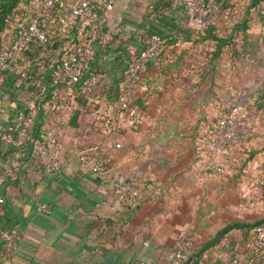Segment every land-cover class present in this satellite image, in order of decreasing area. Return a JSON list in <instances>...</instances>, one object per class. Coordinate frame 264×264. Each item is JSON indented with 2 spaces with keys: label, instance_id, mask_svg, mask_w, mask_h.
I'll return each instance as SVG.
<instances>
[{
  "label": "crops",
  "instance_id": "1",
  "mask_svg": "<svg viewBox=\"0 0 264 264\" xmlns=\"http://www.w3.org/2000/svg\"><path fill=\"white\" fill-rule=\"evenodd\" d=\"M210 1L228 19L207 15L208 29L199 32L181 0H116L109 22L122 31L108 33L106 50L99 48L91 64L105 75L95 114L108 113L105 102L115 96L144 38L154 33L169 39L164 62L147 65L139 91L145 114L141 128L148 125L153 138L141 144V132L124 126L114 137L106 130L90 139L83 136L108 143L109 149L111 143L120 144L110 151V182L81 167L67 148L87 130L80 115L77 128L66 129L67 152L55 175H44L28 156L20 168H11L6 155L15 151L0 144V231L21 234L18 251L7 264H169L174 242L185 232L193 235L188 254L196 264H223L217 251L224 239L236 256L251 244L253 228L264 220V184L255 191L256 200L247 202L253 177L264 175V0ZM230 98L240 99L253 115L244 133L250 156L243 159L233 151L212 156L230 169L226 177L206 180L194 166V139L224 112ZM14 105V96L3 87L0 130ZM234 167H242L239 177ZM126 177L155 180L162 192L143 203L127 200L114 186ZM38 203L48 205L50 214L37 212ZM222 229L224 239L215 242ZM243 264H264V255Z\"/></svg>",
  "mask_w": 264,
  "mask_h": 264
},
{
  "label": "built area",
  "instance_id": "2",
  "mask_svg": "<svg viewBox=\"0 0 264 264\" xmlns=\"http://www.w3.org/2000/svg\"><path fill=\"white\" fill-rule=\"evenodd\" d=\"M115 4L116 0H24L4 19L0 34V90L7 88L15 98V105L0 130V144L6 151H15L14 156L9 152L6 155L11 168L22 166L19 157L23 153L16 151L23 144L25 131L38 126L30 160L44 175L59 173L67 152L64 151V134L71 126L72 116L77 113V117L80 115L85 119L87 130L82 136L76 135L67 148L81 167L87 168L99 181L110 182V151L119 149L120 144L111 143L109 149L108 143L86 141L83 136L90 139L95 133L106 130L108 137H114L122 126L132 131L142 126L145 114L139 103V91L144 72L150 62H164L163 51L169 39L154 33L144 38L142 50L123 72L115 96L105 102L108 113L95 114L100 102L98 91L105 75L91 64L99 48L106 50L103 41L108 33L119 35L122 31L120 25L109 22ZM181 5L185 16L199 32L208 29L207 15L228 19L220 5L210 0H181ZM42 97L48 99L40 103ZM88 113L89 116L84 118ZM252 120L253 115L246 105L240 99L230 98L225 102L224 112L210 126L200 129L194 139V166L203 179L228 175L227 163L216 161L212 156L229 155L240 146L246 147L244 133ZM14 122L22 129L18 136L16 129L11 128ZM252 182L247 195L249 203L256 200L255 185L264 183L262 172L256 174ZM114 186L123 198L132 202L158 196L162 190L157 181L137 177H126ZM0 203H3L2 197ZM36 210L42 214L51 212L43 203H38ZM252 233L253 240L241 256L232 255L230 241L224 239L217 258L223 260V264H243L262 257L264 222L256 225ZM20 239L19 232L0 231V264H7L14 258ZM192 239L190 232L180 234L174 242L169 264L183 263ZM119 264L156 263L137 260Z\"/></svg>",
  "mask_w": 264,
  "mask_h": 264
},
{
  "label": "trees",
  "instance_id": "3",
  "mask_svg": "<svg viewBox=\"0 0 264 264\" xmlns=\"http://www.w3.org/2000/svg\"><path fill=\"white\" fill-rule=\"evenodd\" d=\"M22 1L24 0H5L3 2V5L0 9V34H1V31L3 30L4 28V19L6 17H8L9 15H11V13L13 12V10H15L19 3H21ZM46 99H48V97H42V101H40V103H42L43 101H45ZM39 103V102H38ZM249 110V109H248ZM76 118H77V113H74V115L72 116L71 120H70V125L74 128H77V125L75 123L76 121ZM18 126V123L17 122H14L12 123L11 125V128L12 129H16V136H18V133L19 131H21L22 129L21 128H17ZM38 126H34L33 128L31 129H28L25 131V136H24V140H23V144L21 145V148L20 150L16 151V152H21L23 153V156L19 157V160L21 162V165L23 164V159L28 156L29 159L31 157V155H33L32 151H33V145H34V142L37 140V132H38ZM18 130V131H17ZM249 156H250V153H249ZM32 165H33V161H31ZM237 163V162H236ZM235 163V164H236ZM239 163V162H238ZM237 163V164H238ZM35 165V164H34ZM35 168H37L36 166H34ZM235 168V167H234ZM40 169V168H38ZM233 169V168H232ZM241 169V170H240ZM41 170V169H40ZM238 173H237V176L240 175L241 171H242V167L238 168ZM233 172H235V170H233ZM234 175V173H233ZM264 184V183H263ZM157 196H154V197H151V198H148V199H145V200H141V201H138L139 203H143V202H146V201H149V200H152L153 198H155ZM264 222V220H263ZM262 222V223H263ZM261 224V223H259ZM257 224V225H259ZM256 226V225H255ZM225 234H226V230L225 229H222L218 234L217 236L214 238V241L215 242H220L224 239L225 237ZM214 242V243H215ZM189 251H187L186 255H185V259L183 260V263L182 264H196V262L194 261V258L193 256L189 255L188 254Z\"/></svg>",
  "mask_w": 264,
  "mask_h": 264
},
{
  "label": "rangeland",
  "instance_id": "4",
  "mask_svg": "<svg viewBox=\"0 0 264 264\" xmlns=\"http://www.w3.org/2000/svg\"><path fill=\"white\" fill-rule=\"evenodd\" d=\"M89 116V113L88 114H84V118H87ZM146 121V120H145ZM143 125V123H142ZM146 125V124H145ZM137 131H140V139H141V144H144V141L145 142H148L150 141L154 134L152 131H149V128H148V125L146 126V128L142 129L141 127L137 130ZM234 153H236V156H241V157H244L243 159L246 158V156L249 155L250 153V149L248 147H244V146H240L238 147L237 149L234 150ZM242 159V158H241ZM234 170H238V168H234ZM241 170V169H240ZM240 175H238L239 177ZM225 180V179H224ZM224 183V182H223ZM263 184H258V185H255L256 188H260ZM162 192V191H161ZM194 238L192 239L191 243L193 242Z\"/></svg>",
  "mask_w": 264,
  "mask_h": 264
}]
</instances>
